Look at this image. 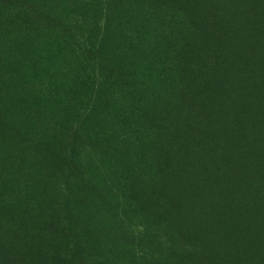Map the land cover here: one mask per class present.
I'll return each instance as SVG.
<instances>
[{
	"label": "rangeland",
	"instance_id": "rangeland-1",
	"mask_svg": "<svg viewBox=\"0 0 264 264\" xmlns=\"http://www.w3.org/2000/svg\"><path fill=\"white\" fill-rule=\"evenodd\" d=\"M260 195L264 0H0V225L35 245L33 264L51 221L71 241L57 264L72 245L95 264H197L172 248L186 213L238 239L264 228Z\"/></svg>",
	"mask_w": 264,
	"mask_h": 264
},
{
	"label": "trees",
	"instance_id": "trees-1",
	"mask_svg": "<svg viewBox=\"0 0 264 264\" xmlns=\"http://www.w3.org/2000/svg\"><path fill=\"white\" fill-rule=\"evenodd\" d=\"M200 11V10H199ZM18 142L20 145L22 144L23 148L28 149L29 155L33 157L29 162L28 169H32L33 167L41 169L42 164L44 162V157H40L36 154V150L34 145L30 142H27L26 139L18 138ZM67 158V157H66ZM237 156L235 154L231 155L228 159L223 161L225 162V168L230 172H235L234 164L236 165ZM222 161V162H223ZM66 167L68 166V161L65 164ZM44 166V164H43ZM223 171V166H222ZM42 173V172H41ZM40 173V174H41ZM226 173V171H223ZM70 183V188H69ZM218 186V183H215ZM72 183L68 177H64L62 175V181L59 186L60 193L62 198L66 195L69 197V193L71 191ZM215 187V186H214ZM69 192L67 193V191ZM47 193V192H45ZM251 191H247L246 196H243L242 201L245 202V205L251 200L252 196ZM43 204H41L42 212L45 209L49 208V203L47 198ZM260 205L264 204V196L262 197L257 196L256 198ZM50 205V206H54ZM248 205V204H247ZM66 204H63L62 211L65 210ZM38 209L41 211V209ZM175 209H178L177 205ZM208 209H205V213L207 214ZM186 221H187V228L186 230L179 231L177 237V244L176 246H172V248L179 253H183L188 255L191 259H193L197 264H211L210 261L215 259L216 263L219 264H228L232 261V258L235 259L232 263H239L242 264H252L253 256L255 255V251L253 246L258 245L256 244L251 237H256L258 233L260 236H263L264 228L261 226L256 227V233L247 234V235H240L238 239L232 235V226L225 225L222 231L214 230L213 232L210 230V235L208 232L205 231L208 226L201 225L202 223L211 220L213 223L212 216H208L207 219L200 217V211H194L186 213ZM192 219V220H190ZM36 221L33 223L35 225ZM42 239L39 242V247L37 249L38 256H42L40 262L42 264H57L58 259L62 253V251L67 250L68 242L70 241V236L67 234L64 226L61 222H49L48 225H44L42 227ZM11 231L12 235L9 236L8 233ZM19 233V231H17ZM121 235L123 238L132 242L133 239L124 231L121 230ZM16 234V231L10 230L7 225H0V243H5L4 241H8L10 245H0V264H33L34 259L36 258V252L34 251L35 245L28 243V245H24L25 238H20ZM256 239V238H254ZM13 240L15 242H13ZM69 240V241H68ZM71 242V241H70ZM131 244H120V248L128 249ZM262 245H264L263 240L259 243L260 250H257V258L260 260L261 263H264V251H262ZM221 246V249L218 247ZM228 248L230 251L229 254L232 257L229 259L224 258L222 255H217L219 251L223 249V252ZM95 250L93 246L85 247L83 245H72L68 250V259L71 261V264H95L92 260H96L98 257L95 256ZM151 250L148 246L144 248H137L136 250L132 251L136 253L138 252L136 261H139L140 258H145V254L147 251ZM152 251V250H151ZM144 255V256H140ZM244 255L248 256L249 258L244 259ZM243 261V262H242ZM126 263V262H125ZM128 264H131L127 261ZM137 264V263H135Z\"/></svg>",
	"mask_w": 264,
	"mask_h": 264
}]
</instances>
